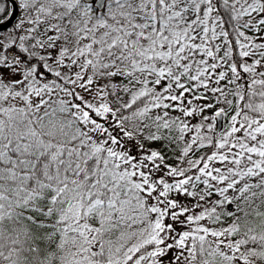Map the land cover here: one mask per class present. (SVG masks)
<instances>
[{"label":"snow or ice","instance_id":"obj_1","mask_svg":"<svg viewBox=\"0 0 264 264\" xmlns=\"http://www.w3.org/2000/svg\"><path fill=\"white\" fill-rule=\"evenodd\" d=\"M0 264H264V0H0Z\"/></svg>","mask_w":264,"mask_h":264}]
</instances>
